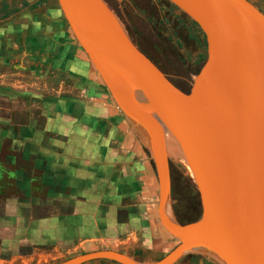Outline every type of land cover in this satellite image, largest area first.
Wrapping results in <instances>:
<instances>
[{"label":"rangeland","instance_id":"obj_1","mask_svg":"<svg viewBox=\"0 0 264 264\" xmlns=\"http://www.w3.org/2000/svg\"><path fill=\"white\" fill-rule=\"evenodd\" d=\"M20 1L14 0V13L2 17L0 11V264H53L99 248L160 258L177 241L157 220L147 147L112 101L56 0H40L33 9ZM104 1L135 43L188 89L204 41L191 19L167 0ZM249 1L264 12V0ZM176 18L197 39L189 51L168 42L176 40L175 31L183 35ZM174 147L167 150L166 210L177 221L193 220L200 213L198 194ZM215 261L191 251L174 264Z\"/></svg>","mask_w":264,"mask_h":264},{"label":"water","instance_id":"obj_2","mask_svg":"<svg viewBox=\"0 0 264 264\" xmlns=\"http://www.w3.org/2000/svg\"><path fill=\"white\" fill-rule=\"evenodd\" d=\"M204 36L205 58L187 90L131 40L104 0H56L79 47L152 160L156 216L175 245L156 260L111 248L53 264L105 259L174 264L202 251L219 264H264V12L249 0H167ZM164 132L196 188L200 213H167L170 176Z\"/></svg>","mask_w":264,"mask_h":264},{"label":"flooded vegetation","instance_id":"obj_3","mask_svg":"<svg viewBox=\"0 0 264 264\" xmlns=\"http://www.w3.org/2000/svg\"><path fill=\"white\" fill-rule=\"evenodd\" d=\"M106 2V1H105ZM106 4L109 6V8H111L110 7V5L106 2ZM175 23H176V28L177 29H179V30H181L182 31V33H183V35H182V37H180L178 34H177V32L175 31V33H176V35H177V38H176V40L174 41H169L168 40V42L172 45V48H181L182 46H183V48L186 50V51H189V46H191V45H193L194 46V44H196L197 43V39L195 38V36L193 35V32H192V28H190V26H189V24H187V22H185V21H183V20H179V19H175ZM130 37V36H129ZM131 38V37H130ZM131 40L133 41V43L141 50V51H143L135 42H134V40L131 38ZM184 44H185V46H184ZM143 53H145L146 54V52H144L143 51ZM151 60H152V58L148 55V54H146ZM197 59H198V57H197ZM153 61V60H152ZM194 61H195V59H194ZM154 62V61H153ZM155 63V62H154ZM156 64V63H155ZM157 65V64H156ZM158 66V65H157ZM162 70V69H161ZM163 71V70H162ZM163 73H164V71H163ZM165 75H166V73H165ZM167 76V75H166ZM168 77V76H167ZM173 81V80H172ZM174 82V81H173ZM175 83V82H174ZM175 85H177L180 89H182V90H187V86H185V85H179V84H177V83H175ZM171 175V169H170V167H169V176ZM188 221H190V220H188ZM186 222V221H185Z\"/></svg>","mask_w":264,"mask_h":264},{"label":"trees","instance_id":"obj_4","mask_svg":"<svg viewBox=\"0 0 264 264\" xmlns=\"http://www.w3.org/2000/svg\"><path fill=\"white\" fill-rule=\"evenodd\" d=\"M41 2H37V3H27L23 0L20 1V4L21 5H28L29 8H34L36 7L38 4H40ZM17 4L14 2V0H7V1H4V2H1L0 3V11H1V16L2 17H6L12 13H14L16 10H17ZM172 5V4H171ZM174 7V6H173ZM191 24L193 26H195L198 31L201 33V35L203 36V33L201 32V30L199 29V27L197 26V24L193 21V20H190ZM204 37V36H203ZM135 42V41H134ZM143 52V51H142ZM145 54V53H144ZM147 54V53H146ZM205 41H203V53L201 55L198 56V68L200 67L201 63L203 62L204 58H205ZM147 56V55H146ZM148 57V56H147ZM149 58V57H148ZM159 67V66H158ZM160 68V67H159ZM197 68V70H198ZM161 70V68H160ZM196 70V71H197ZM162 71V70H161ZM163 72V71H162ZM171 82H173L169 77H167ZM174 83V82H173ZM175 84V83H174ZM177 86V85H176ZM189 220V219H188ZM187 220V221H188ZM178 222H185V221H178ZM99 261H106L105 259H98ZM87 262V261H86ZM86 262H83V263H86ZM83 263H80V264H83ZM216 264H219L217 261H215Z\"/></svg>","mask_w":264,"mask_h":264},{"label":"bare ground","instance_id":"obj_5","mask_svg":"<svg viewBox=\"0 0 264 264\" xmlns=\"http://www.w3.org/2000/svg\"><path fill=\"white\" fill-rule=\"evenodd\" d=\"M164 136H165V147H166V149L168 150V147L169 146H175L176 148H177V146H176V144H175V142L173 141V139H172V137L170 136V134L169 133H167V132H164ZM174 147V148H175ZM178 149V148H177ZM179 150V149H178ZM180 152V151H179ZM181 154V153H180Z\"/></svg>","mask_w":264,"mask_h":264},{"label":"crops","instance_id":"obj_6","mask_svg":"<svg viewBox=\"0 0 264 264\" xmlns=\"http://www.w3.org/2000/svg\"><path fill=\"white\" fill-rule=\"evenodd\" d=\"M23 1H25V2H27V3L30 4V3H37V2H39L40 0H23ZM42 1H43V0H42ZM42 1H41V3H40L41 5H42V3H43ZM40 4H38V5H37L36 7H34V8H37ZM28 8H29V7H28ZM30 9H33V8H30Z\"/></svg>","mask_w":264,"mask_h":264}]
</instances>
